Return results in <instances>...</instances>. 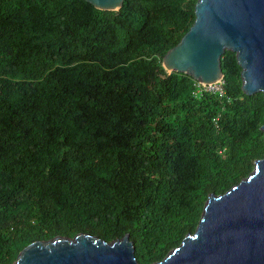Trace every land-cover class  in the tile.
Returning a JSON list of instances; mask_svg holds the SVG:
<instances>
[{"label": "trees", "instance_id": "16d2710c", "mask_svg": "<svg viewBox=\"0 0 264 264\" xmlns=\"http://www.w3.org/2000/svg\"><path fill=\"white\" fill-rule=\"evenodd\" d=\"M196 1L0 0V264L79 233L158 262L264 158V95L234 53L221 95L162 69Z\"/></svg>", "mask_w": 264, "mask_h": 264}, {"label": "water", "instance_id": "95a60500", "mask_svg": "<svg viewBox=\"0 0 264 264\" xmlns=\"http://www.w3.org/2000/svg\"><path fill=\"white\" fill-rule=\"evenodd\" d=\"M117 12L124 0H84ZM194 22L161 59L167 74L201 85L223 81L221 57L234 53L241 91L264 95V0H197ZM264 134V124L260 127ZM12 264H139L126 234L105 242L88 233L33 241ZM153 264H264V158L225 193L209 195L193 232Z\"/></svg>", "mask_w": 264, "mask_h": 264}, {"label": "built area", "instance_id": "2783aa9c", "mask_svg": "<svg viewBox=\"0 0 264 264\" xmlns=\"http://www.w3.org/2000/svg\"><path fill=\"white\" fill-rule=\"evenodd\" d=\"M222 83L223 82H219L216 84H212V85H201L197 82L194 83V87H195V93L196 94H203V93H219L220 95L223 93L222 91Z\"/></svg>", "mask_w": 264, "mask_h": 264}]
</instances>
